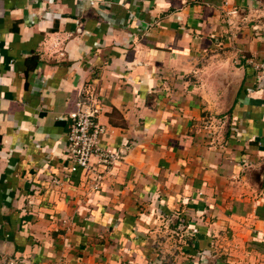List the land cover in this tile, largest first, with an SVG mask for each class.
Returning <instances> with one entry per match:
<instances>
[{
	"label": "crops",
	"instance_id": "1",
	"mask_svg": "<svg viewBox=\"0 0 264 264\" xmlns=\"http://www.w3.org/2000/svg\"><path fill=\"white\" fill-rule=\"evenodd\" d=\"M263 23L264 0H0V264H264ZM87 89L124 153L93 192L67 154Z\"/></svg>",
	"mask_w": 264,
	"mask_h": 264
},
{
	"label": "built area",
	"instance_id": "2",
	"mask_svg": "<svg viewBox=\"0 0 264 264\" xmlns=\"http://www.w3.org/2000/svg\"><path fill=\"white\" fill-rule=\"evenodd\" d=\"M238 8L228 14L230 24L238 16ZM264 28V23H263ZM259 70V77H264V54L260 60L249 59ZM101 110L99 99L93 89H87L78 102V107L70 113L71 124L68 135L67 154L71 163V172L80 171V185L85 192L97 191L112 169L124 158V153L117 148L101 145V137L106 128L98 120ZM59 183V179L54 180Z\"/></svg>",
	"mask_w": 264,
	"mask_h": 264
},
{
	"label": "rangeland",
	"instance_id": "3",
	"mask_svg": "<svg viewBox=\"0 0 264 264\" xmlns=\"http://www.w3.org/2000/svg\"><path fill=\"white\" fill-rule=\"evenodd\" d=\"M182 229H183V231H182ZM176 235H179V236H181V239L182 238H184L185 237V235H186V231H184V227H181L177 232H174ZM182 233H185V234H183L184 235V237H182ZM209 262H205V264H208ZM211 263V262H210ZM224 264H233V263H231V262H229V261H225L224 262Z\"/></svg>",
	"mask_w": 264,
	"mask_h": 264
}]
</instances>
